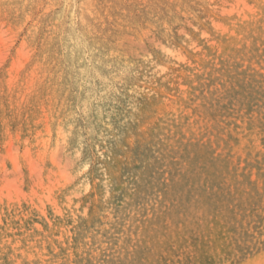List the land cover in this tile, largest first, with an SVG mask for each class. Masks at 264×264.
I'll use <instances>...</instances> for the list:
<instances>
[{"label": "rangeland", "instance_id": "obj_1", "mask_svg": "<svg viewBox=\"0 0 264 264\" xmlns=\"http://www.w3.org/2000/svg\"><path fill=\"white\" fill-rule=\"evenodd\" d=\"M0 264H264V0H0Z\"/></svg>", "mask_w": 264, "mask_h": 264}]
</instances>
